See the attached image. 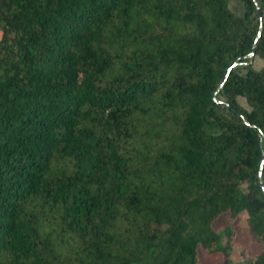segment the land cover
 <instances>
[{"label":"trees","instance_id":"1","mask_svg":"<svg viewBox=\"0 0 264 264\" xmlns=\"http://www.w3.org/2000/svg\"><path fill=\"white\" fill-rule=\"evenodd\" d=\"M242 2L0 0V264H232L243 212L264 264V0Z\"/></svg>","mask_w":264,"mask_h":264},{"label":"rangeland","instance_id":"2","mask_svg":"<svg viewBox=\"0 0 264 264\" xmlns=\"http://www.w3.org/2000/svg\"><path fill=\"white\" fill-rule=\"evenodd\" d=\"M229 7L233 11V13L237 16L241 15L244 10V5L242 0H229ZM253 65L256 68H260L264 65V59L258 55L253 57ZM240 71H244V68H239ZM238 101L246 108H249L246 100L242 96L237 97ZM229 221L228 213H222L215 221L214 227L215 229L222 231L225 224ZM234 227L236 229V234L234 238V243L228 244L226 242V238L224 235L221 237V241L224 244H227L229 247V251L231 254L232 264H242L243 258L241 256V249L243 246L247 247L250 250H257L258 246L252 242L250 238V234L247 230V223H246V213L243 212L234 222ZM201 264H220L221 262V255L219 254H209L204 250L200 252Z\"/></svg>","mask_w":264,"mask_h":264},{"label":"water","instance_id":"3","mask_svg":"<svg viewBox=\"0 0 264 264\" xmlns=\"http://www.w3.org/2000/svg\"><path fill=\"white\" fill-rule=\"evenodd\" d=\"M259 34H260V30L258 31V36H259ZM254 49H255V48H253V50H252V52H251V56L254 54ZM235 64H236V63L234 62L232 65H230V66L226 69V72H225V74H224V76H223V79H222V83L225 82L226 78L228 77V74H229L230 70L233 68V66H234ZM263 162H264V155H263L262 158H261L260 170H261V167H262Z\"/></svg>","mask_w":264,"mask_h":264}]
</instances>
